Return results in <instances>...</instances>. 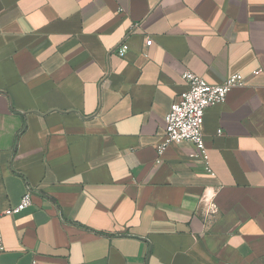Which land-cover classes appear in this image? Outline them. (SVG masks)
<instances>
[{"label":"crops","instance_id":"0c3cea01","mask_svg":"<svg viewBox=\"0 0 264 264\" xmlns=\"http://www.w3.org/2000/svg\"><path fill=\"white\" fill-rule=\"evenodd\" d=\"M185 72L245 79L204 112L213 175L157 151ZM26 192L0 264H264V0H0V212Z\"/></svg>","mask_w":264,"mask_h":264},{"label":"built area","instance_id":"2783aa9c","mask_svg":"<svg viewBox=\"0 0 264 264\" xmlns=\"http://www.w3.org/2000/svg\"><path fill=\"white\" fill-rule=\"evenodd\" d=\"M152 41H145L146 47L151 45ZM128 51V46L120 45L115 53L123 56ZM255 71L253 74H258ZM187 89L180 95V99L174 102L164 117L165 139L158 148V154H162L166 147L171 143L188 142L192 144L196 151V157L202 162L206 173L213 175L209 166V157L204 146L202 126L204 112L207 108L221 104L225 101L227 94L235 88L245 86V79L235 74L227 77L219 85H210L201 77L185 72L182 75ZM32 205L31 196L26 192L18 205L0 212L1 216L18 215ZM4 252V244L0 233V255Z\"/></svg>","mask_w":264,"mask_h":264}]
</instances>
